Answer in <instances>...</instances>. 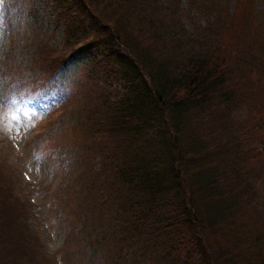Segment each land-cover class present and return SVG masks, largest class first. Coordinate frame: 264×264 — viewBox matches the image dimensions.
<instances>
[{
    "label": "trees",
    "instance_id": "1",
    "mask_svg": "<svg viewBox=\"0 0 264 264\" xmlns=\"http://www.w3.org/2000/svg\"><path fill=\"white\" fill-rule=\"evenodd\" d=\"M228 2L53 1L66 44L39 88L77 63L95 84V102L71 123L95 144L76 151L71 209L78 224L100 215L104 250L89 261L264 264L263 10ZM1 213L0 264H44L34 237Z\"/></svg>",
    "mask_w": 264,
    "mask_h": 264
},
{
    "label": "rangeland",
    "instance_id": "2",
    "mask_svg": "<svg viewBox=\"0 0 264 264\" xmlns=\"http://www.w3.org/2000/svg\"><path fill=\"white\" fill-rule=\"evenodd\" d=\"M53 1L0 0V210L13 219L14 230L34 237L33 248L41 251L44 264H95L98 255L88 258L92 251L101 257L104 250L95 244L99 233H93L100 215L89 213V223L78 224L71 210L80 177L76 151L81 144L87 151L95 146L90 136L73 134L71 123L77 115L84 117L83 102L87 110L95 102V84H83L86 67L74 63L39 88L49 80L42 71L44 62L62 53L66 44ZM181 2L186 6L187 0ZM240 2L249 7L254 2L263 10L259 20L264 21V0H229L228 5ZM96 53L90 51L85 59ZM85 155L83 163L90 167L95 159L89 152ZM17 199L29 204L26 215ZM6 231L0 227V240L7 237ZM42 256L38 254L39 261Z\"/></svg>",
    "mask_w": 264,
    "mask_h": 264
}]
</instances>
